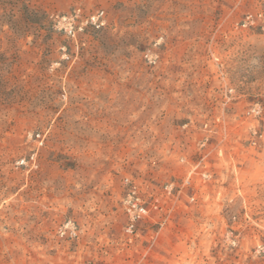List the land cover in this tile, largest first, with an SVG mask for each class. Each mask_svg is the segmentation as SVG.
<instances>
[{
  "label": "rangeland",
  "instance_id": "rangeland-1",
  "mask_svg": "<svg viewBox=\"0 0 264 264\" xmlns=\"http://www.w3.org/2000/svg\"><path fill=\"white\" fill-rule=\"evenodd\" d=\"M263 26L264 0H0V264H264Z\"/></svg>",
  "mask_w": 264,
  "mask_h": 264
},
{
  "label": "built area",
  "instance_id": "built-area-1",
  "mask_svg": "<svg viewBox=\"0 0 264 264\" xmlns=\"http://www.w3.org/2000/svg\"><path fill=\"white\" fill-rule=\"evenodd\" d=\"M100 17H101L100 15H95L91 17L93 23L97 26L102 25V23H100L99 21ZM255 24H256L255 19L252 16H249L247 21L243 25L244 26L250 25L252 27ZM263 30H264V26H263ZM205 177H209V176H205ZM124 183L125 185L129 187V191H130L128 195V201L126 202L127 211L129 213V224L127 226V231L129 233H133L135 231V223L140 218L148 215L149 209L146 206V203L144 202V200L138 195V192H137L138 185L135 183V181L133 179H130L129 177H126L124 179ZM165 190L167 194H170L172 191V185H167L165 187ZM70 224L71 223H68V225L65 226V229L69 230L70 235H74L76 234L75 228L71 226ZM63 233H66L65 230L63 231Z\"/></svg>",
  "mask_w": 264,
  "mask_h": 264
}]
</instances>
